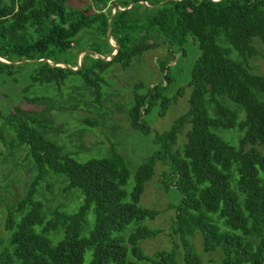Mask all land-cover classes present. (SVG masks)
<instances>
[{
    "label": "trees",
    "instance_id": "trees-1",
    "mask_svg": "<svg viewBox=\"0 0 264 264\" xmlns=\"http://www.w3.org/2000/svg\"><path fill=\"white\" fill-rule=\"evenodd\" d=\"M91 1L94 12L91 6L69 10L65 0H0L1 59L45 58L75 68L82 50L67 56L82 40L95 51L82 57L77 71L44 61L0 62V75L26 72L23 99L36 107L0 110L1 139L6 128L12 134L10 146L5 143L9 152L26 146L36 170L23 195L12 194L15 202L3 213L7 236L0 239V264H84L86 252L88 264H204L188 240L195 233L209 264H264V75L251 66L264 46V0L116 1L122 9L133 5L113 15L111 38L119 50L110 61L95 54L113 52L106 38L113 1ZM188 36L201 51L187 83L188 110L169 130L155 134L160 147L137 167L129 193L130 171L122 155L84 158L86 151L68 152L49 134L53 110L93 107L105 115L107 70L113 64L127 68L133 57L165 46L167 54L159 60L163 80L126 106L131 127L150 134L143 117L154 106L163 116L182 93L181 88L172 97L166 94L170 58L183 56ZM71 93L75 102L67 104ZM158 161L166 168L164 189L180 197L172 205L169 229L180 243L149 256L139 244L160 231L140 224L159 212L138 203ZM46 172L65 181L64 194L75 191L81 197L73 211L46 207L51 193L49 185L43 188ZM131 224L135 227L125 233Z\"/></svg>",
    "mask_w": 264,
    "mask_h": 264
},
{
    "label": "rangeland",
    "instance_id": "rangeland-1",
    "mask_svg": "<svg viewBox=\"0 0 264 264\" xmlns=\"http://www.w3.org/2000/svg\"><path fill=\"white\" fill-rule=\"evenodd\" d=\"M109 1H113V4H117L118 8H120L116 2H119V0ZM154 1L149 0L150 3ZM89 6L92 7L90 11L94 12L91 0H65V7L69 10L83 12ZM110 43L116 46L113 39H111ZM93 45L97 46L96 43ZM90 47L91 43L88 40H82L78 44V47L73 50V53H70L67 57L76 54L78 52L77 49L94 51ZM183 52V56L177 53L176 56H171L170 58L169 74L172 82L168 86L166 94L172 97L181 88L182 93L171 101L163 116L159 115L158 106H154L143 117L145 123L151 127L150 134H143L131 127L126 108L131 104L132 98L146 95L152 86L159 84L163 80L159 60L167 54L165 46L149 49L141 56L133 57L127 68L123 69L119 65L113 64L107 70L105 73L106 78H108L106 83L107 88L102 91L105 96L103 99L106 110L105 115L102 114L103 116H101L99 113H95L93 107L76 110L67 108L63 112L53 110V112H56L51 115V125L54 128V133L49 134L59 144L64 146L68 152L86 151L87 155H84V158L104 157L112 152L122 155L130 171V177L125 186V190L129 193L134 185L133 175L137 167L160 147L159 144L154 142L155 134H161L169 130L174 121L188 110V99L191 88L187 86V83L191 69L201 51L198 43L188 36L183 47ZM78 56L81 58L82 55L78 54ZM66 60L69 61L68 58ZM251 66L257 72L264 75V46H260L257 56L252 57ZM18 72L11 76L7 74L0 75V110L5 114L17 106L27 110L36 108L34 105L24 101L22 92L29 79H27L25 71ZM252 73L255 72L253 71ZM15 77L17 82L13 81ZM71 96H73L72 93L66 99L67 104H70L72 101L75 102V99ZM109 103L115 104L116 107L112 105L108 106ZM63 105L66 106L65 104ZM186 129H189L188 125H186ZM2 135L3 139L0 137V239L4 240L7 235L3 231V213L5 215L14 204L15 199L23 195L26 185L29 184L36 170L33 168V163L28 157L27 147L22 146L9 152L5 143L12 141V134L4 128ZM220 135L222 138H225L228 133L225 132ZM15 162L19 163V165L15 166ZM154 170L155 174L151 180L146 182L138 203L143 208L159 212L154 220H145L140 224L150 230L160 231L155 237L141 241L139 244L143 252L149 256L157 251L169 250L172 245L180 243L177 235L172 234L171 236L169 234V229L175 216V210L172 205L180 200L179 194L172 189L167 191L164 189L163 172L166 168L160 161L156 163ZM44 180L46 182L43 183V188L46 189V186L49 185L51 189L50 194L46 192L49 198L45 202L46 207H50L49 210H52L56 206H61L64 210L73 211L75 205L82 201L75 191L63 193L66 184L62 178L46 172ZM12 194H16L15 199L11 198ZM88 218L92 219L91 211ZM134 227V224L129 225L125 233H128ZM90 228L91 225L85 226L83 233L86 234ZM188 240L193 246L195 253L199 256L202 254L203 263L209 264L206 258L210 255L202 251L200 233H195ZM178 250L180 254L181 244ZM89 257L90 252H86L84 264H88Z\"/></svg>",
    "mask_w": 264,
    "mask_h": 264
},
{
    "label": "water",
    "instance_id": "water-1",
    "mask_svg": "<svg viewBox=\"0 0 264 264\" xmlns=\"http://www.w3.org/2000/svg\"><path fill=\"white\" fill-rule=\"evenodd\" d=\"M167 0H163L160 4L166 2ZM214 2H217V1H220V0H212ZM139 3L145 5V6H148L149 5L145 2V1H139ZM160 4L156 5L159 6ZM133 5V2L129 3L128 7H126L125 9H128L129 7H131ZM125 9H121V8H118L117 4H113L112 6V11H111V19L109 21V24H108V29H107V42L110 44V46L113 48V53L109 54V55H106V56H101L100 54H95L97 58L103 60V61H110L112 60L116 54L118 53V50H119V47L118 46H113L110 41H111V23H112V18H113V15L115 14L116 11H122V10H125ZM88 52H91V51H82L79 55H82L81 58L80 56L77 57V66L75 68L71 67L69 64H66V63H63V62H52L50 60H47L45 58H39V59H35V60H32V61H28V60H21V61H15V62H8L4 59H1L0 58V62L1 63H4V64H8V65H18V64H22V63H31V62H39V61H44L46 62L47 64H49L50 67H62V68H65V69H69L71 71H77L81 65V59L82 57L88 53Z\"/></svg>",
    "mask_w": 264,
    "mask_h": 264
}]
</instances>
